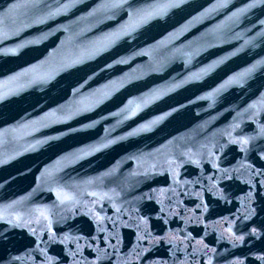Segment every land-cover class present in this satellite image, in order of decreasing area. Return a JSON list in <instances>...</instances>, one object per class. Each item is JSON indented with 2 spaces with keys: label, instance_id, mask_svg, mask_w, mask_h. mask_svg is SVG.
<instances>
[{
  "label": "water",
  "instance_id": "water-1",
  "mask_svg": "<svg viewBox=\"0 0 264 264\" xmlns=\"http://www.w3.org/2000/svg\"><path fill=\"white\" fill-rule=\"evenodd\" d=\"M0 264H264V0H0Z\"/></svg>",
  "mask_w": 264,
  "mask_h": 264
}]
</instances>
